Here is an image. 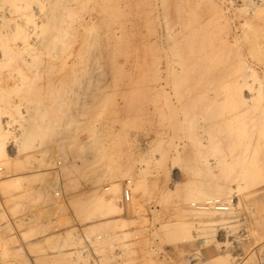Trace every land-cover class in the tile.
Segmentation results:
<instances>
[{
  "label": "rangeland",
  "instance_id": "374dc122",
  "mask_svg": "<svg viewBox=\"0 0 264 264\" xmlns=\"http://www.w3.org/2000/svg\"><path fill=\"white\" fill-rule=\"evenodd\" d=\"M21 4L0 8L21 27L0 54V264H85L78 225L101 264H264V0Z\"/></svg>",
  "mask_w": 264,
  "mask_h": 264
},
{
  "label": "built area",
  "instance_id": "2783aa9c",
  "mask_svg": "<svg viewBox=\"0 0 264 264\" xmlns=\"http://www.w3.org/2000/svg\"><path fill=\"white\" fill-rule=\"evenodd\" d=\"M106 189H109V187H107ZM59 194H60V192L57 191L56 195H59ZM132 196H133L132 180L131 179H124L121 182L120 203L122 205H126L127 203H129L131 201ZM193 205L197 209H202V210L213 209V210H217V211H227L230 209L229 203L222 201V199H220V198H209V199H206L205 201L200 202V203H193ZM55 230L58 231L57 228ZM73 235H74V237L82 240V244L78 246V249H81V251L83 252V256L86 257L88 252H90L92 254V257L85 264H101L99 255H97L95 250H94V245L96 243V240L102 238V235H97V236L88 235L81 225L77 226V230L73 231ZM74 249L75 248H72V250H74ZM116 253H117L116 254L117 260L119 262L121 260L120 259L121 251L119 249H116ZM135 264H139V262H135Z\"/></svg>",
  "mask_w": 264,
  "mask_h": 264
},
{
  "label": "bare ground",
  "instance_id": "6f19581e",
  "mask_svg": "<svg viewBox=\"0 0 264 264\" xmlns=\"http://www.w3.org/2000/svg\"><path fill=\"white\" fill-rule=\"evenodd\" d=\"M11 1H12V4H11ZM22 1H24V0H0V8H4L5 9V5L7 4L8 5V3L13 7V8H15V7H17V9L18 8H20L21 6H22V4H21V2ZM19 3H20V5H19ZM10 5H8V8L9 9H11L9 6ZM20 6V7H19ZM22 8V7H21ZM21 10L22 9H20L19 10V13L21 12ZM24 10V9H23ZM8 11H10V10H8ZM17 10L15 9V13H17L16 12ZM24 11H22V13H23ZM22 13H20V14H22ZM11 14H12V12H11ZM10 14V15H11ZM19 14V17L21 16H24L25 15V13L23 14V15H20ZM17 17H18V15H17ZM17 20V19H16ZM15 20V21H16ZM19 20V19H18ZM21 21V20H20ZM37 24V23H36ZM11 25V24H10ZM39 24H37L36 25V29L40 26L41 27V25H39ZM3 27V28H5V29H0V54H1V56L3 57V56H5L6 55V52H7V50H6V48L8 47V43L6 44V41H8V39H7V37L8 36H12V34H14L15 32H16V30L17 29H19V27H20V24H15V25H11V26H7V21H6V14H5V12H2V13H0V27ZM34 26V25H33ZM38 26V27H37ZM1 27V28H2ZM35 27V26H34ZM21 28V27H20ZM34 30H35V28H34ZM35 32V31H34ZM37 32V31H36ZM18 33V32H17ZM16 33V34H17ZM15 34V35H16ZM36 35V34H35ZM18 38V37H17ZM36 38V37H35ZM33 40V39H32ZM16 41V40H15ZM19 42V41H18ZM38 42H41V41H38ZM16 43V42H15ZM37 44V43H36ZM5 45H7V47L5 46ZM22 47V46H21ZM36 48H38V47H36ZM21 49V48H20ZM23 49V48H22ZM33 49H34V46H33ZM36 50H38V49H36ZM14 54V53H13ZM5 58V57H4ZM103 201H101V203H102ZM110 203V202H109ZM108 203V204H109ZM95 205V204H94ZM113 204H111V206H112ZM107 206V205H106ZM113 207H114V205H113ZM108 208V207H107ZM112 208V207H111Z\"/></svg>",
  "mask_w": 264,
  "mask_h": 264
},
{
  "label": "crops",
  "instance_id": "0c3cea01",
  "mask_svg": "<svg viewBox=\"0 0 264 264\" xmlns=\"http://www.w3.org/2000/svg\"><path fill=\"white\" fill-rule=\"evenodd\" d=\"M19 234H21V231H20V233ZM22 243V242H21ZM18 246V244H14L13 245V247H17ZM32 261V260H31ZM33 262V261H32Z\"/></svg>",
  "mask_w": 264,
  "mask_h": 264
}]
</instances>
